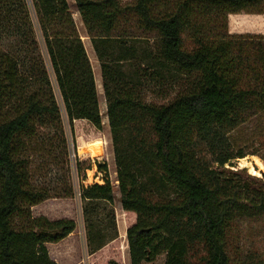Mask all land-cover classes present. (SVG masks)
Here are the masks:
<instances>
[{
	"label": "trees",
	"instance_id": "16d2710c",
	"mask_svg": "<svg viewBox=\"0 0 264 264\" xmlns=\"http://www.w3.org/2000/svg\"><path fill=\"white\" fill-rule=\"evenodd\" d=\"M10 1L16 8L24 4L26 39L39 44L41 35L70 125L85 119L102 130L94 71L68 0ZM75 2L101 68L111 77L105 94L120 201L136 213L127 229L131 264L163 254L164 264H264L252 255L235 262L227 251L236 221L264 219V176L227 167L249 153L236 150L230 133L264 114V33L232 34L228 20L234 13L264 14V0ZM6 13L0 11V33L8 26ZM131 16L134 28L156 33L154 46L119 26ZM186 34L194 42L191 48ZM25 65L0 51V264H59L47 244L65 239L77 223L32 216L31 207L48 196L28 188L19 151L36 125L59 116L61 104L44 64L39 81L51 98L28 93L12 102L20 90L26 92ZM144 77L191 82L171 102L158 104L139 90ZM80 141L83 160L104 153L99 135L86 134ZM85 163L77 162V172L93 254L119 236L116 195L104 165ZM93 170L102 183L88 181ZM16 216L26 222L16 224Z\"/></svg>",
	"mask_w": 264,
	"mask_h": 264
},
{
	"label": "rangeland",
	"instance_id": "374dc122",
	"mask_svg": "<svg viewBox=\"0 0 264 264\" xmlns=\"http://www.w3.org/2000/svg\"><path fill=\"white\" fill-rule=\"evenodd\" d=\"M134 0H121L123 4L131 3ZM31 4V0H28ZM70 11L74 18L77 30L83 40L86 52L89 56L98 90L100 110L102 114L103 128L97 129L91 122L85 119H77L71 126L66 115L64 106L56 88L55 78L49 63V55L41 41V35L36 37L39 44L30 43L25 37L26 20L24 4L18 8L13 7L10 0H0V11L7 12L4 16L7 29L0 33V51L6 58L18 59L25 63L22 67V74L27 78V87L20 90L12 102L18 104L24 95L28 93H38L40 98L46 100L51 98L47 87L42 86L39 81L41 66L44 64L50 73L52 85L56 99L61 104V112L58 117L46 119L42 126H37V132L28 135L21 145V159L25 168V175L28 181V188L40 192L47 198L41 205V210L36 213L31 207V214L34 217L46 216L51 220L74 217L77 223L76 236L65 238L57 243H51L50 250L53 259L59 264H107L110 259H115L123 264H131L129 245L127 239V229L135 223L133 215H130L122 207L120 201V191L117 181V167L115 164L112 136L107 116L106 86L110 85L111 77L104 74L101 63L96 55L88 30L78 11L75 0H68ZM228 29L232 34L244 33H264V16L245 15L244 13H234L229 16ZM127 32L141 35L144 42H150L154 46L156 33H144L142 30L134 28L136 22L133 17H129L120 22ZM20 28H23L21 30ZM220 28V26H218ZM121 32V30L119 31ZM186 47L194 46L189 34L184 35ZM42 64V65H41ZM23 66V65H22ZM191 79L180 77L176 79H152L144 77L142 85L138 88L145 96L146 100L158 104L171 102L180 92L186 90ZM7 97V96H6ZM96 134L103 140L104 153L98 158L83 160L79 154L81 144L80 137L84 135ZM233 145L236 150L242 148L249 152L244 158L233 160L234 166L227 165L233 170L247 168V173L264 176V114L257 115L248 122H245L230 133ZM254 153V154H253ZM84 161L85 166L93 167L94 161L104 165L108 175V181L113 184L115 191V201L113 210L115 213L119 236L109 242L105 247L96 253L89 254L85 223L82 215L83 202L78 194L81 179L77 172V162ZM258 161L262 163L259 165ZM256 168L258 174L251 173V169ZM85 172H82L83 174ZM87 174V171H86ZM94 170L88 175V181H98ZM87 181V182H88ZM40 202V203H41ZM44 213V214H43ZM69 218V219H72ZM14 222L23 225L25 217L16 216ZM227 251L232 260L241 262L252 255L264 259V219H241L234 223L227 239ZM165 255L157 256L152 261H144L141 264H164Z\"/></svg>",
	"mask_w": 264,
	"mask_h": 264
},
{
	"label": "crops",
	"instance_id": "0c3cea01",
	"mask_svg": "<svg viewBox=\"0 0 264 264\" xmlns=\"http://www.w3.org/2000/svg\"><path fill=\"white\" fill-rule=\"evenodd\" d=\"M239 14V13H238ZM245 15H252V16H264V14H254V13H244ZM230 15H232V14H230ZM229 15V16H230ZM43 202H45V201H43ZM43 202H41V203H38V204H36V205H34L33 206V212L34 213H36L37 211H39V210H41V205L43 204ZM125 211H127V210H125ZM127 213H129L130 215H133V217H134V219H135V221H136V213L135 212H133V211H127ZM44 214V213H43ZM44 215H46L47 216V213L46 214H44ZM66 217H68V218H72V217H69V216H66ZM72 219H75L74 217L72 218ZM76 228H77V226H76ZM75 228V230L69 235V236H67L66 238H69V237H71V236H76V229ZM115 240V239H114ZM57 243V242H56ZM51 243H48L47 244V246H48V248H49V252H50V255H51V257H52V253H51V250H50V245ZM105 247V246H104ZM53 258V257H52Z\"/></svg>",
	"mask_w": 264,
	"mask_h": 264
},
{
	"label": "bare ground",
	"instance_id": "6f19581e",
	"mask_svg": "<svg viewBox=\"0 0 264 264\" xmlns=\"http://www.w3.org/2000/svg\"><path fill=\"white\" fill-rule=\"evenodd\" d=\"M258 163H259V165L262 166V163H261L260 161H258ZM251 173H253V174H258L257 171H256V168H255V169L252 168V169H251Z\"/></svg>",
	"mask_w": 264,
	"mask_h": 264
},
{
	"label": "built area",
	"instance_id": "2783aa9c",
	"mask_svg": "<svg viewBox=\"0 0 264 264\" xmlns=\"http://www.w3.org/2000/svg\"><path fill=\"white\" fill-rule=\"evenodd\" d=\"M78 194H79V196L81 195V191L80 190L78 191Z\"/></svg>",
	"mask_w": 264,
	"mask_h": 264
}]
</instances>
